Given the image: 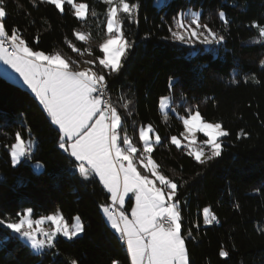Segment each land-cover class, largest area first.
I'll use <instances>...</instances> for the list:
<instances>
[{
    "label": "trees",
    "instance_id": "trees-1",
    "mask_svg": "<svg viewBox=\"0 0 264 264\" xmlns=\"http://www.w3.org/2000/svg\"><path fill=\"white\" fill-rule=\"evenodd\" d=\"M86 2L97 16L93 17L90 10L88 20L81 24L70 15V9L61 14L40 0H36L35 7L31 0H8L6 22L18 26L33 46L34 38L39 37L41 50L60 51L73 59H91L86 54V58L77 57L66 43L71 40L78 47H94L102 38L106 5L103 0ZM139 4L133 18L138 23L123 21L127 39L135 46L115 85H134L132 91L139 101L138 115L133 117L137 125L152 123L161 136L183 130L174 113L169 111L165 120L158 110V97L167 94L168 77L175 76L177 100L182 91L190 103L199 105L205 119L222 121L230 132L223 140L222 157L204 166L175 146L154 148V159L167 175L181 183L188 181V186L181 188L180 199L183 202L187 197L183 208L185 234L191 228L197 241L187 243L192 264H264V195L253 191L264 182V68L259 63L264 58V42H259L258 30L250 27L253 20L264 25V0H166L163 6H155L154 0H139ZM181 8L186 12L202 10L201 23L216 31L225 29L227 40L222 47L217 46L218 53L206 51L203 45L190 47L164 39L169 36L168 24ZM218 9L226 12L229 26L219 20ZM72 29L91 30V43L75 41ZM234 68L239 70L235 77L239 82L230 84ZM245 75L248 82L243 80ZM117 95L113 92L114 100ZM0 118V122H6L0 128V216L33 207L34 218L59 210L71 224L72 218L79 215L85 231L71 242L60 237L57 248L62 253L79 257L80 264H109L110 257L130 264L126 247L121 246L99 209L105 202L102 186L97 182L85 186L67 175L64 170L69 167L68 159L57 147V133L42 106L27 88L1 74ZM22 123L25 138L30 130L31 138L38 141L34 158L44 166L39 174L27 162L13 167L3 146L13 141L12 133ZM130 125L129 121V134ZM4 133L9 135L5 138ZM238 133L247 135L237 139ZM204 206L211 208L219 223L203 224ZM9 233L0 226V264H37L42 259L22 242L10 238ZM220 247L230 252L229 258L218 256ZM52 261L49 253L43 264Z\"/></svg>",
    "mask_w": 264,
    "mask_h": 264
},
{
    "label": "snow or ice",
    "instance_id": "snow-or-ice-1",
    "mask_svg": "<svg viewBox=\"0 0 264 264\" xmlns=\"http://www.w3.org/2000/svg\"><path fill=\"white\" fill-rule=\"evenodd\" d=\"M40 2L54 6L61 14L70 9V15L81 24L88 20L91 10L86 0ZM103 2L105 20L102 38L97 44L82 48L71 40L66 41L77 57L85 54L91 57L80 60L66 57L60 51L41 50L39 37L34 38L33 46L18 26L7 24L8 0H0V61L18 74L54 126L57 147L68 159L69 167L64 170L67 175L85 186L93 182L102 186L105 202L99 209L121 246L126 247L130 264H192L187 243L197 241L191 228L185 234L183 208L187 206V197L183 202L180 199L181 188L188 186V181L181 183L167 175L154 159V148L175 146L204 166L222 157L223 140L230 132L222 121L205 119L199 105L190 103L182 91L177 100L175 76L168 77L167 94L158 97V110L165 120L169 118V111L174 113L183 130L176 135L161 136L152 123L137 125L133 117L138 115L139 101L132 91L134 85L121 84L119 88L115 85L135 46L134 41L127 39L123 21L138 23L133 18L140 8L139 0ZM165 3L166 0H154L155 6ZM31 5L35 7L36 0H31ZM17 8L23 11L21 5L17 4ZM91 15L97 16L95 10H91ZM216 15L223 25L231 24L223 9H218ZM201 16L202 10L186 12L181 8L168 24L169 36L164 39L170 38L190 47L203 45L206 51L218 53L227 40L225 29L216 31L209 24L201 23ZM250 27L258 30L259 42H264V25L253 20ZM71 36L85 44L93 39L91 30L72 29ZM259 63L264 68V58ZM238 75L239 70L234 68L229 83L237 84L239 81L235 77ZM252 79L260 83L255 76ZM243 80L248 82L249 77L245 75ZM113 92H118L115 100ZM5 126L6 122H0V128ZM197 133L203 134L204 139H198ZM8 135L4 133L5 138ZM12 135L13 141L3 145L11 165L17 167L27 162L39 174L44 166L34 158L38 141L31 138L30 130L25 138L23 123ZM241 135L247 133H238L237 139ZM253 191L264 195V182ZM201 215L204 225L219 223L209 206L202 208ZM72 221L69 224L59 210L34 218L33 207L0 216V226L10 230V238L22 242L42 258L37 264H43L49 253L52 264H80L79 257L66 255L57 248L60 237L71 242L84 233L82 218L76 215ZM45 224L49 227H44ZM218 256L226 259L230 252L220 247ZM109 264H122V259L110 257Z\"/></svg>",
    "mask_w": 264,
    "mask_h": 264
},
{
    "label": "rangeland",
    "instance_id": "rangeland-1",
    "mask_svg": "<svg viewBox=\"0 0 264 264\" xmlns=\"http://www.w3.org/2000/svg\"><path fill=\"white\" fill-rule=\"evenodd\" d=\"M191 18V16L189 17V19ZM186 23H187V21H186ZM90 43H91V41H90ZM83 58H86L85 56L83 57ZM0 65H2V66H5V67H8L7 65H5L2 61H0ZM4 67V68H5ZM9 71H10V73L12 74V75H14L13 77H15L14 79H16V81L18 80V81H20V83L21 84H23V81L19 78V76H18V74H16V73H14V71L9 67ZM25 87H27L26 85H25ZM29 91H30V89H29ZM31 92V91H30ZM197 137H198V139H204V137H203V134H200V133H197ZM33 168V167H32ZM33 170L35 171V172H37V170L36 169H34L33 168ZM41 171V170H40ZM131 195V194H130ZM126 199H127V197H126ZM133 202H134V197H133ZM128 213L130 214V210L128 211ZM104 215V214H103ZM104 218H105V220H106V217L104 216ZM73 222V221H72ZM44 227H49V225L48 224H45L44 225ZM82 235V234H81ZM80 235V236H81Z\"/></svg>",
    "mask_w": 264,
    "mask_h": 264
},
{
    "label": "crops",
    "instance_id": "crops-1",
    "mask_svg": "<svg viewBox=\"0 0 264 264\" xmlns=\"http://www.w3.org/2000/svg\"><path fill=\"white\" fill-rule=\"evenodd\" d=\"M5 66H2V65H0V74L1 75H3L4 77H6L7 79H9V80H11V81H13V82H15V83H18L19 85H21V86H23V87H25V85L24 84H21L20 83V81H16V79H14L15 77H13L14 75H12L11 73H10V69H9V67H5ZM25 88H27V87H25ZM28 89V88H27ZM29 90V89H28Z\"/></svg>",
    "mask_w": 264,
    "mask_h": 264
}]
</instances>
